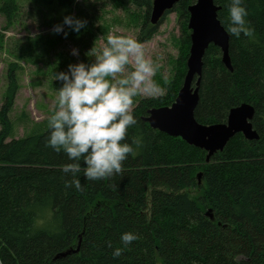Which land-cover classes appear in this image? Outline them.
<instances>
[{
  "label": "trees",
  "instance_id": "16d2710c",
  "mask_svg": "<svg viewBox=\"0 0 264 264\" xmlns=\"http://www.w3.org/2000/svg\"><path fill=\"white\" fill-rule=\"evenodd\" d=\"M32 1L68 10L77 0ZM112 1L145 9L137 41H149L157 29L148 22L152 0ZM194 2L179 0L166 12H176L182 21V54L166 93L133 103L138 123L129 128L126 142L139 136L142 144L133 145L134 154L123 161L121 173L101 180H87L81 161L75 174L82 185L79 191L66 187L73 174L62 170L72 161L46 146L49 125L7 141L18 91L16 65H9L0 108L2 264H264V0H244L254 38L230 34V0H213L229 34L232 71L223 65L220 49L210 45L194 111L198 123L213 125L225 123L230 109L250 104L259 139L248 141L237 134L206 163L204 150L143 121L148 110L172 105L182 85L190 47L188 7ZM16 9L17 0L0 4L8 19ZM191 188H198V195H190ZM124 232L138 239L124 246ZM116 248L122 249L119 257L112 255ZM65 251L71 253L57 258Z\"/></svg>",
  "mask_w": 264,
  "mask_h": 264
},
{
  "label": "rangeland",
  "instance_id": "374dc122",
  "mask_svg": "<svg viewBox=\"0 0 264 264\" xmlns=\"http://www.w3.org/2000/svg\"><path fill=\"white\" fill-rule=\"evenodd\" d=\"M144 14V8L131 4L124 8L112 0H77L68 10L56 4L43 5L32 0H17V9L11 19L0 12V108L7 88L10 64L16 65L14 72L18 84L9 115L12 132L7 141L23 138L49 125L50 116L58 108L57 90L63 83L55 80L54 75L67 72L70 64L94 63L109 35L128 36L137 40ZM65 16L86 21L85 27L74 32L64 26L61 33H54L53 26L62 24ZM64 32H67V36ZM182 36V21L176 12H170L157 25L151 39L141 42L145 58L152 61L156 69L150 79L163 92L155 96L141 92L134 97V103L141 98L158 97L166 93V85L177 75ZM92 48L95 53L89 52ZM73 49L78 50L77 55H72ZM133 70L134 65L129 64L124 73L117 74V78L127 76ZM108 79L112 80L111 77ZM197 190L191 188L187 192L195 196L199 193Z\"/></svg>",
  "mask_w": 264,
  "mask_h": 264
},
{
  "label": "clouds",
  "instance_id": "9594fccd",
  "mask_svg": "<svg viewBox=\"0 0 264 264\" xmlns=\"http://www.w3.org/2000/svg\"><path fill=\"white\" fill-rule=\"evenodd\" d=\"M243 5L244 0H230L227 31L235 37L254 38V29L246 19L248 12ZM85 24L86 21L65 16L62 24L54 25L52 31L59 34L67 26L79 32ZM89 52L95 53V49ZM77 54L78 50L73 49L72 55ZM129 64L134 65V70L117 78ZM155 70L153 62L145 58L142 43L128 36L109 35L94 63L70 64L67 72L54 75L55 80L63 83L57 90L58 108L48 121L50 132L46 146L57 153L63 152L72 161L62 169L65 174H73L66 187L81 190L80 180L75 178L81 171V161L89 181L122 172L123 161L134 154L133 145L142 144L139 136L133 137L131 143L126 142L129 128L138 123L131 111L134 97L141 92L152 96L163 92L150 79ZM137 239L133 232L120 235L124 246ZM121 252V248H116L112 255L119 257Z\"/></svg>",
  "mask_w": 264,
  "mask_h": 264
},
{
  "label": "water",
  "instance_id": "95a60500",
  "mask_svg": "<svg viewBox=\"0 0 264 264\" xmlns=\"http://www.w3.org/2000/svg\"><path fill=\"white\" fill-rule=\"evenodd\" d=\"M179 0H152L148 22L152 26L159 24L166 12L172 10ZM219 7L213 0H195L188 7L189 19L187 28L190 30V47L186 60V73L182 85L172 105L152 108L147 111L143 121L149 126L170 137L180 138L188 145L204 150L205 161L217 152H222L227 143L237 134L245 140H258L259 135L253 128L254 107L243 103L230 109L225 123L202 125L194 117L199 101V87L202 74V60L210 45L221 51L223 65L232 71L229 57V34L217 18ZM203 174H196L197 185L202 184ZM206 216L212 219L210 211ZM79 247V245H78ZM78 247L72 252L77 253ZM71 251L57 255L65 257Z\"/></svg>",
  "mask_w": 264,
  "mask_h": 264
}]
</instances>
